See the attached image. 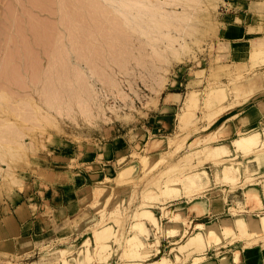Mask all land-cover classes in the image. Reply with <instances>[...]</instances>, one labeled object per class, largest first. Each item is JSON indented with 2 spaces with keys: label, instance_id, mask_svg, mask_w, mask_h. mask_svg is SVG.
Wrapping results in <instances>:
<instances>
[{
  "label": "rangeland",
  "instance_id": "374dc122",
  "mask_svg": "<svg viewBox=\"0 0 264 264\" xmlns=\"http://www.w3.org/2000/svg\"><path fill=\"white\" fill-rule=\"evenodd\" d=\"M237 4L238 0H199L193 5L185 0H0V94L5 93L0 96V135L9 122L20 124L19 105L30 96L42 104L43 116H50L42 126L28 123L20 145L24 147L12 143L14 151L7 153L5 141V153H0V213L7 204L27 198L28 203L41 201L38 191L58 178H53L57 169L68 181L73 179L72 172L80 170L82 192L90 198L75 220L62 225L57 219L43 231L64 236L57 244L17 255L0 249L2 264H56L63 256L73 261L86 253L81 244L87 237L92 238L94 252L82 264H152L162 255L173 264H218L216 251L233 254L235 247L243 248V257L234 264H263L264 237L257 235L244 239L226 234L230 237L225 235L220 244L211 240L203 248L179 250L197 222L233 218L230 206L242 208L244 201L246 210L264 214V120L251 122L243 112L250 100L264 92L260 90L264 42L254 44L248 62L237 63H222L225 47L219 42L224 13ZM256 4L263 9V4ZM257 34L263 36L264 31ZM257 48L263 52L251 58ZM239 84L245 88L240 94L237 87V95L233 88ZM211 85L223 87L224 97H217L218 102L209 93ZM192 91L198 97L194 103L188 98ZM207 93L215 97L213 104L214 98ZM57 94L58 104L45 103L52 96L56 100ZM251 128L260 133L257 139ZM240 132L243 137L247 134L244 141L249 135L254 138L252 145H248L251 140L248 144L246 140L247 145L240 140L238 145ZM222 142L232 149L228 154L210 150ZM202 146H207L205 152L197 150L190 158H181ZM216 156L217 160L212 158ZM152 159L158 163L154 161L147 171L143 165ZM227 165L239 168L235 180L225 178ZM203 169L209 179L200 185L192 171ZM62 177L59 180L64 181ZM179 177V188H165L169 178ZM245 190H251L250 195L245 197ZM259 199L257 207L254 201ZM142 204L162 215L160 239L149 241L141 234L151 243V254L128 257L126 240L134 232ZM191 204L197 208L189 212ZM170 208L190 213L186 220L190 224H183L175 235L166 232L172 221L163 216ZM193 212L202 213V218L196 219ZM238 213L249 216L247 211ZM109 221L115 232L103 239L111 244L105 247L110 254L99 251L96 255V243L103 239L95 242L98 234L93 237L92 231ZM148 224L152 232L155 227ZM61 248H66L65 254Z\"/></svg>",
  "mask_w": 264,
  "mask_h": 264
},
{
  "label": "bare ground",
  "instance_id": "6f19581e",
  "mask_svg": "<svg viewBox=\"0 0 264 264\" xmlns=\"http://www.w3.org/2000/svg\"><path fill=\"white\" fill-rule=\"evenodd\" d=\"M180 1H182V0H180ZM187 3H188V5H193V3H199V0H185ZM124 5H125V2H124ZM196 6V5H195ZM192 7V6H191ZM190 14V13H189ZM186 15H188V13L186 14ZM181 17V16H180ZM181 19H186V20H188L189 19V16H185V17H181ZM184 32V31H183ZM174 40V39H173ZM173 42V41H172ZM259 42V45L261 44V42H262V44H263V42L264 41H258ZM171 45V44H170ZM255 45H258V43H256ZM254 45V46H255ZM257 47V46H256ZM262 50H263V48H262ZM261 50V51H262ZM255 50H252V55H251V58L252 57H254V58H256L255 56H256V54H257V51H258V54L257 55H259V52H261L260 51V49L258 50V48L256 49V53L254 52ZM263 52V51H262ZM255 53V54H254ZM262 55V54H261ZM260 58H263V57H260ZM257 59V58H256ZM254 60V59H253ZM252 60V61H253ZM257 61V60H256ZM254 62V61H253ZM253 82V81H252ZM252 85V84H251ZM48 86V85H47ZM243 86V85H242ZM242 86L239 84L238 86H235L234 88H233V86H232V88L234 89V91L236 90L237 91V95H239V92H240V90H237L238 88L240 89V87H241V92H240V94H242L243 92H242ZM238 87V88H237ZM250 87V86H249ZM222 88L223 87H217L216 85H211L210 86V89H209V93L211 94V95H214L215 97H216V101H215V97L213 96L212 98H214V100L211 102V100H210V102L213 104V102L215 101V102H218L219 100H221L219 97H221V95H223V90H222ZM236 88V89H235ZM243 88H245L244 86H243ZM233 89H232V91H233ZM46 90V89H45ZM221 90V91H220ZM245 90V89H244ZM233 91V93H235L236 94V92H234ZM219 92V93H218ZM1 93V92H0ZM5 94V93H4ZM4 94H0V96L1 97H4L3 95ZM46 94V93H45ZM50 94V93H49ZM210 94H208L207 93V95H209V97H210V99H212L211 98V96H210ZM55 95V94H54ZM57 96H58V94L56 95V100H55V98H54V96H52L53 98H50V99H48V98H46V100H45V103L47 102V105L48 104H50V102H51V104L50 105H56V104H58V101H57ZM8 97V96H7ZM219 98V100H217L218 98ZM222 97H224V95L222 96ZM189 101H191V103L193 102L194 103V101L196 102L197 100H198V97L196 96V92H194V91H192L191 93H190V95H189ZM24 99V98H23ZM60 99V98H59ZM27 101V102H25V101ZM24 100H22V102H23V105L21 106V105H19L20 106V112H21V110H22V112H23V117L21 118L22 119V121H20L19 123L20 124H16V123H12V121L11 120H9V121H11V122H9V125H8V128H6L5 129V131L4 130H2V134L0 135L1 136V138H0V153L2 152L3 153V155H4V153H5V149H4V146L6 145V144H8L7 146H8V152L7 153H11V151H14V146L13 145H11L12 143H17L19 146L20 145H22L23 144V140H24V138H23V135L25 136V134H26V130H24V128H28V123H29V125H31V124H36L37 123V125L39 126V124L41 125V122L42 121H44V120H47L50 116H47V114L46 115H44L43 116V114L41 113V109H42V104H40L39 103V101L37 100V98H35L34 96H30L29 97V99H24ZM32 101H33V103H32ZM44 101V100H43ZM26 103V104H25ZM28 103H30V104H28ZM18 105V104H17ZM19 106H17V107H19ZM58 106H60V105H58ZM22 107V108H21ZM188 107H189V104H188ZM56 108V107H55ZM57 110L59 111L60 109L59 108H57ZM19 113V112H18ZM50 113V112H49ZM58 113H60V111L58 112ZM18 115V114H17ZM16 115V116H17ZM20 116H22V113H20ZM248 116V115H247ZM244 119H246V118H244ZM50 121V120H49ZM52 121V120H51ZM42 124H43V122H42ZM42 126V125H41ZM14 128V129H13ZM252 129L253 128H251V134H253L254 132H255V134H256V131H254V132H252ZM16 130V131H15ZM249 131V133H250V130H248ZM19 132V133H18ZM226 132H228V131H226ZM241 132H242V130H241ZM240 132V133H241ZM244 132V131H243ZM245 132H246V130H245ZM264 132V131H263ZM215 133V132H214ZM258 133V132H257ZM244 133H241V135H240V137L243 135ZM254 134V135H255ZM260 134V133H259ZM259 134H256L255 136H256V139H257V135H259ZM247 135V134H246ZM246 135H244L245 137H241V139H239L238 138V142H239V144L238 145H240V140L242 141L241 143L244 145H247L248 144V141L249 140H251V144H250V142H249V146L250 145H252V140L254 139L251 135H249L248 137V140H247V144L245 143L246 142V140L244 141V139L246 138ZM264 137V136H263ZM244 138V139H243ZM253 138V139H252ZM159 139V138H158ZM236 139V138H235ZM160 140V139H159ZM259 140V139H258ZM257 140V142H258V144H259V142H260V140L258 141ZM5 141H7V143L5 142ZM234 141V140H233ZM235 141H237V140H235ZM243 141H244V143H243ZM256 140H254V142H255ZM225 142V141H224ZM224 142H222L221 144L219 143V144H216V145H213L214 147H210V145H208L209 147H210V150L212 149V150H214V149H216V150H218L217 152H218V154L219 153H224L225 155L226 154H228L231 150L229 149V147L227 146V144L226 143H224ZM238 142H234V143H236V146H238L237 145V143ZM253 142V143H254ZM257 142L256 143H254V144H257ZM6 143V144H5ZM26 144V143H25ZM257 144V145H258ZM164 145V144H163ZM242 145V146H243ZM18 146V147H19ZM235 146V147H236ZM242 146H238L239 148H241ZM20 147H24V146H20ZM30 147V146H29ZM204 147H207V146H204ZM203 146L202 147H200V148H198V149H196L195 150V152H193L192 150H191V152H187V153H185V155H183L181 158H190V155L192 154V153H196L197 152V150H198V152L199 153H202V150H204V152H205V148H204ZM237 147V148H238ZM245 148H248V146L247 147H245ZM252 148H256V145H255V147H249V149H252ZM4 149V150H3ZM13 149V150H12ZM209 149V148H208ZM249 149H245V150H249ZM240 150V149H239ZM4 151V152H3ZM240 151H242L243 152V150H240ZM250 151V150H249ZM255 151V150H254ZM206 152H208L207 150H206ZM211 152V151H210ZM213 152V151H212ZM246 152V151H245ZM1 153V154H2ZM15 153V152H14ZM214 153V152H213ZM249 153V152H248ZM13 154V153H12ZM16 154H18V153H16ZM223 154V155H224ZM246 154H247V152H246ZM11 155V154H10ZM161 155H163V154H161ZM200 155V154H199ZM205 155H206V153H205ZM215 155V154H214ZM220 155V154H219ZM222 155V154H221ZM220 155V156H221ZM218 156V155H217ZM217 156L216 157H212V158H215L216 160L219 158H217ZM244 156V155H243ZM2 157V156H1ZM10 157H13L12 155L10 156ZM144 157H145V155H144ZM201 157V156H200ZM210 157V156H209ZM225 157V156H224ZM224 157L222 158V159H224ZM160 158H162V157H160L159 156V159ZM221 158V157H220ZM143 160H145V159H143ZM161 160H163V159H161ZM160 160V161H161ZM149 161V162H148ZM147 161V163H145L144 165H143V167L147 170V171H150L151 169H150V167H149V165L150 164H152V163H154V161H155V165L158 163V160H153L152 159V161L153 162H151L150 163V160H148ZM157 161V162H156ZM190 161V160H189ZM145 162V161H144ZM165 163V162H164ZM168 163H172V162H168ZM217 163V162H216ZM230 163V162H229ZM153 164V165H154ZM152 167V166H151ZM227 168V171L225 172V174L227 175V176H225V178L226 177H228L227 178V180H229V178H230V181H231V179H236L235 177L237 176V170L239 169H236V168H232L230 165H227L226 166ZM3 168V167H2ZM3 169H6V168H3ZM205 170L203 169L202 171H199V170H197V171H192V172H194L195 174H196V177H198L197 179H200L201 180V184L200 183H198V186H199V184L200 185H202V184H205L206 183V181L209 179V174H207L206 172H204ZM144 174V173H143ZM1 175V174H0ZM142 175V174H141ZM223 175V177H224V174H222ZM185 178H186V176H184ZM190 177V175L189 176H187V178H189ZM140 178V177H139ZM186 178V179H187ZM192 178H193V176H192ZM191 178V179H192ZM179 179V180H178ZM178 179H175V178H172V179H170L169 178V180L167 181V183H166V189L168 190V189H172L173 187L174 188H177L179 185H181L180 184V182L182 181V177H179ZM190 179V180H191ZM223 179V178H222ZM178 180V181H177ZM183 180H184V178H183ZM199 180V181H200ZM198 181V182H199ZM226 181V180H225ZM190 182V181H189ZM189 182L187 183L186 182V184H187V186H188V184H189ZM227 182V181H226ZM195 183V182H194ZM184 184V183H183ZM193 183H191V185H192ZM195 186H196V184H195ZM194 186V187H195ZM182 187V186H181ZM180 187V188H181ZM263 187H264V185H263ZM179 188V187H178ZM257 188V187H256ZM163 190H165L164 188H163ZM170 191V190H169ZM173 191V190H172ZM190 192H191V190H190ZM250 192H251V190H245L244 191V196L246 197V196H248V195H250ZM117 193V192H116ZM260 194V193H259ZM263 195H264V188H263ZM111 196V195H110ZM109 196V197H110ZM109 197H108V199H109ZM109 201V200H108ZM107 201V202H108ZM111 201V200H110ZM196 202V201H195ZM193 204H195V205H197L196 203H193ZM254 204H257V207L258 206H260L259 204H260V199L257 201V200H255L254 201ZM143 205V207L142 208H140L139 209V211H138V218L135 220V222L133 223V227H134V232L132 233V234H130L129 236H128V241L126 240V244L128 245V243H129V246L127 247L126 246V248H127V250H124V251H126L125 252V255L126 256H128V257H134V256H147V255H150L151 253H149L150 251H149V249L148 248H152V245H151V243L150 242H146L145 240H143L142 238H141V234H146V239L147 240H149V241H151V237H153V239H155V241H159V239H160V233H161V231H162V228H161V218H162V215H158L157 213H155V211L153 210V209H151V208H147L146 207V205L145 204H142ZM177 205V204H176ZM179 205V204H178ZM201 205V204H200ZM243 206H244V208H243ZM243 206H242V208H241V206L239 207V209H238V206L236 207V205L235 206H230V212H231V214L234 216L233 218L232 217H222V216H219V217H217L216 218V221H212V222H209V223H204V222H197L196 223V230L190 235V236H188V238H187V240L185 241V242H183L181 245H179V250L181 249V250H184V251H187L188 250V252H189V250H190V248H191V251H193L192 250V247L195 249V247H197V249L198 248H203L204 247V245H206L207 243H210V241L212 240V241H216V244H220V242L223 240V238H224V236L226 235V234H229V235H231V236H238V237H243L244 239H245V237H248V236H261V237H264V214H254L253 212L254 211H256V209L254 210V211H252V209L250 210H246L245 209V202L243 201ZM195 207L196 206H194V205H190L189 206V212H191L192 210H194L195 209ZM256 207V206H255ZM197 208V207H196ZM202 208V207H201ZM254 209V208H253ZM243 211H247V212H249V216H248V218H246V217H244L241 213L239 214L238 212H243ZM189 212H187L186 214H182L181 212H179V211H176V210H174L173 208H170L169 210L167 209V210H165L164 211V213H163V216L164 217H167V218H169L170 220H169V222L170 221H172L171 222V224L169 225V227H168V229L166 230V232L168 233V234H173V235H175L176 233H178V231H179V228L180 227H182V225L183 224H190V223H188V221H186L187 220V217H188V214H190ZM201 212H202V210H201ZM203 212H204V210H203ZM260 213V212H259ZM255 215H257L258 217L257 218H255L254 216ZM148 222L150 223L151 222V224L152 225H154V227H155V229L151 232L149 229V224H148ZM109 224V225H108ZM108 224H107V222H104L102 225L103 226H101L99 229H96L95 230V228H94V230L92 231L93 232V237L95 236L94 234H98V237H96L95 239H94V241L96 242V239L97 240H99L100 239V241H101V238L103 239L104 237L105 238H108L107 236H110L111 235V231L112 230H114L115 229V227H114V223H113V221H109L108 222ZM169 224V223H168ZM114 227V228H113ZM237 228V230H235ZM110 229V231H108ZM103 230H107L108 231V234H107V231L105 232L106 234H104V232H102ZM234 230V231H233ZM114 232H115V230H114ZM99 233H100V236L103 234V236H101V237H99ZM230 233H232V234H230ZM110 234V235H109ZM105 235V236H104ZM229 235H226L225 237H227V236H229ZM230 237V236H229ZM104 238V239H105ZM90 239L92 240V238L91 237H87L84 241H83V243L81 244V247H83V249H82V251L84 252H86L85 254L83 253V256H75V260H73V261H71V260H69L68 258L69 257H65V256H63V259L61 260V261H59V262H57L56 264H82V262H83V260L85 259V258H87L86 256L88 255V257L89 256H91L90 254H88V253H90L91 251H92V249H91V245H90ZM104 239L102 240V242H99V241H97L98 243H96V247H95V251H96V255H97V253H103L104 252V255L105 254H110V250H109V253L107 252L106 253V251H105V247L107 246L108 247V245L110 246L111 244L109 243V244H107V243H105V242H109V240L107 241V239L105 240V242H104ZM127 239V238H126ZM205 241H208L207 243L205 242ZM211 241V242H212ZM128 242V243H127ZM206 244H205V243ZM85 246V247H84ZM207 246V245H206ZM59 247H61V245L59 246ZM106 247V248H107ZM94 248V247H93ZM178 248V247H177ZM189 248V249H188ZM49 249V248H48ZM51 249V248H50ZM54 249V248H53ZM70 249V248H69ZM107 249H109V247L107 248ZM106 249V250H107ZM159 250V249H158ZM60 251H61V253H64L65 254V251H66V248H61L60 249ZM100 251V252H99ZM103 251V252H102ZM154 251V250H153ZM156 251V250H155ZM52 252V251H51ZM92 252H94V251H92ZM217 252V254H218V259H217V262H218V264H234V263H239L240 262V260L242 259V257H243V248H241V247H235L234 249H233V254H230L229 252H227V251H224V250H220L219 251V249L216 251ZM48 253V252H47ZM67 253V252H66ZM156 252H154L153 254H155ZM174 253V252H173ZM124 254V253H123ZM152 254V255H153ZM73 255V254H72ZM77 255V254H76ZM95 255V254H94ZM61 257H62V255H61ZM90 258H92V257H89V259ZM178 258V257H177ZM197 259H198V257H196ZM61 259V258H60ZM176 259V258H175ZM197 259H195V260H197ZM58 261V260H57ZM173 260H171L170 258H168V256H165V255H162V256H160L159 258H155L154 260H153V262H152V264H173L174 262H172ZM8 262H11V261H8ZM14 262V261H13ZM16 262V261H15ZM140 262V261H139ZM19 263H21V264H30V263H27V262H24V261H21V262H19ZM9 264V263H8ZM15 264H17V263H15ZM132 264H145V263H137V262H132Z\"/></svg>",
  "mask_w": 264,
  "mask_h": 264
},
{
  "label": "crops",
  "instance_id": "0c3cea01",
  "mask_svg": "<svg viewBox=\"0 0 264 264\" xmlns=\"http://www.w3.org/2000/svg\"><path fill=\"white\" fill-rule=\"evenodd\" d=\"M256 3H261L264 6V0H238L235 9L229 14L224 13L219 32V42L225 47V50L222 51L224 55L222 63L248 62L250 50L257 41L264 38V35L258 36L257 34L264 31V20L261 19L264 16V7L258 10ZM252 6H255L254 10L251 9ZM261 27L263 28L260 29ZM260 90H264V87ZM260 101L262 102L260 103ZM263 103L264 92L258 94L256 100H250V104L244 108L246 110H243V112H247L249 121L258 123L264 120ZM246 116L244 117L246 118ZM62 176L65 177V173L57 169L53 178H58L48 182L47 188L38 191L42 194L41 201L28 203L29 198H27L23 202L18 201L15 204H7L8 207H2L4 212L0 213L1 250L16 255L24 251L25 254L36 253L41 247L55 245L58 239L64 237L56 231L53 234H45L43 231H46L49 225L56 222L57 219L62 225L69 220H75L78 214H82L88 207L90 198L82 192L81 181L83 182V179H81L80 170L72 172L73 179L70 181ZM61 177L64 181L59 180ZM31 192L32 194L36 193L33 192V189ZM191 215H194L196 219L203 216L202 213L198 214L197 212H193ZM62 230L64 231V227L59 231ZM72 233L73 231L67 236ZM262 260L264 264V255Z\"/></svg>",
  "mask_w": 264,
  "mask_h": 264
},
{
  "label": "built area",
  "instance_id": "2783aa9c",
  "mask_svg": "<svg viewBox=\"0 0 264 264\" xmlns=\"http://www.w3.org/2000/svg\"><path fill=\"white\" fill-rule=\"evenodd\" d=\"M0 264H2V263H1V260H0Z\"/></svg>",
  "mask_w": 264,
  "mask_h": 264
}]
</instances>
